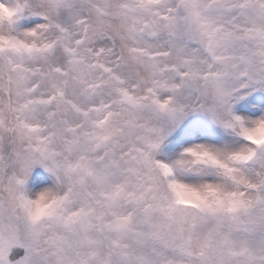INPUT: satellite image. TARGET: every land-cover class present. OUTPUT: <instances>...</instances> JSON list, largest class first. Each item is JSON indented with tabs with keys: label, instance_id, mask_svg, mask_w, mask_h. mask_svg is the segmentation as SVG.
Returning <instances> with one entry per match:
<instances>
[{
	"label": "snow or ice",
	"instance_id": "obj_1",
	"mask_svg": "<svg viewBox=\"0 0 264 264\" xmlns=\"http://www.w3.org/2000/svg\"><path fill=\"white\" fill-rule=\"evenodd\" d=\"M0 264H264V0H0Z\"/></svg>",
	"mask_w": 264,
	"mask_h": 264
}]
</instances>
